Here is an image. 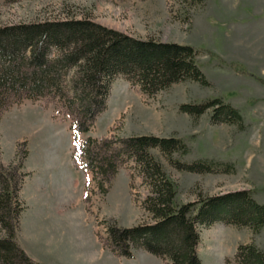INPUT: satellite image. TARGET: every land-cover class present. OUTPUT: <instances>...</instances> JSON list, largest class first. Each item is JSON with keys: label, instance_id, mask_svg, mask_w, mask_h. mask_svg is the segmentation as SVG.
Wrapping results in <instances>:
<instances>
[{"label": "rangeland", "instance_id": "rangeland-1", "mask_svg": "<svg viewBox=\"0 0 264 264\" xmlns=\"http://www.w3.org/2000/svg\"><path fill=\"white\" fill-rule=\"evenodd\" d=\"M70 18L190 45L205 83L184 80L147 96L117 76L106 109L85 133H76V109L56 97L8 98L0 113V164L21 181L15 241L33 264H170L141 248H132L130 259L110 251L106 227L155 222L142 205L151 187L131 159L108 180L85 169L73 156L87 138L179 139L188 151L175 152L173 161H205L213 171L177 169L151 150L175 187L176 205L243 190L264 205V0H0V27ZM214 99L236 109L240 123H214L213 108L200 115L180 111ZM198 231L201 264H238V246L264 254V227L253 233L215 223Z\"/></svg>", "mask_w": 264, "mask_h": 264}, {"label": "trees", "instance_id": "trees-1", "mask_svg": "<svg viewBox=\"0 0 264 264\" xmlns=\"http://www.w3.org/2000/svg\"><path fill=\"white\" fill-rule=\"evenodd\" d=\"M196 55L197 50L190 45L135 38L85 18L3 26L0 113L10 96L16 97L17 102L53 96L70 110L76 109V133H85L95 117L106 109L110 86L117 76H123L147 96L184 80L205 83ZM210 108L214 123H240L242 119L236 109L221 99L184 105L180 111L200 115ZM151 150L167 156L177 169L192 173L213 171L209 162L173 161L172 154L188 151L175 138L137 136L113 141L87 138L74 153L73 159H82L85 169L106 180L117 173L121 161L131 159L151 187L152 196L142 205L155 222L130 228L106 227L113 254L130 259L132 248H141L153 256L167 258L170 264H201L197 254L199 226L223 223L247 227L253 233L264 227V205L246 190L176 205L175 187ZM20 183L0 164V230L4 234L0 237V264H33L15 241L23 211L18 198ZM98 187L105 192L102 183ZM235 259L238 264H264V254L252 245L238 246Z\"/></svg>", "mask_w": 264, "mask_h": 264}]
</instances>
